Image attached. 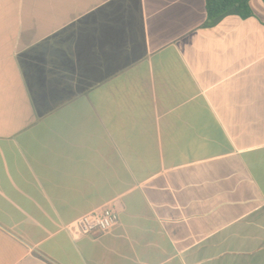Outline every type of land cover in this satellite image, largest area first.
Here are the masks:
<instances>
[{
	"label": "crops",
	"instance_id": "1",
	"mask_svg": "<svg viewBox=\"0 0 264 264\" xmlns=\"http://www.w3.org/2000/svg\"><path fill=\"white\" fill-rule=\"evenodd\" d=\"M0 0V264H264V0ZM112 208L108 233L68 226Z\"/></svg>",
	"mask_w": 264,
	"mask_h": 264
},
{
	"label": "built area",
	"instance_id": "2",
	"mask_svg": "<svg viewBox=\"0 0 264 264\" xmlns=\"http://www.w3.org/2000/svg\"><path fill=\"white\" fill-rule=\"evenodd\" d=\"M120 222V215L112 208L91 212L68 226L73 237L89 236L93 233H108Z\"/></svg>",
	"mask_w": 264,
	"mask_h": 264
},
{
	"label": "trees",
	"instance_id": "3",
	"mask_svg": "<svg viewBox=\"0 0 264 264\" xmlns=\"http://www.w3.org/2000/svg\"><path fill=\"white\" fill-rule=\"evenodd\" d=\"M252 0H206V27H213L228 16L248 18L252 16Z\"/></svg>",
	"mask_w": 264,
	"mask_h": 264
}]
</instances>
